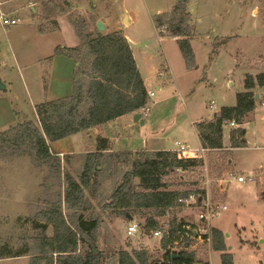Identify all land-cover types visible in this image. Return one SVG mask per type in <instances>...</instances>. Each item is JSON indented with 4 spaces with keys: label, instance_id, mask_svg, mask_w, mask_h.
Returning <instances> with one entry per match:
<instances>
[{
    "label": "rangeland",
    "instance_id": "374dc122",
    "mask_svg": "<svg viewBox=\"0 0 264 264\" xmlns=\"http://www.w3.org/2000/svg\"><path fill=\"white\" fill-rule=\"evenodd\" d=\"M178 4L190 15L194 33L190 40L195 55L192 66L179 41L171 35L158 34L155 26L160 14H171ZM64 6L67 10L61 9ZM2 12L19 16L22 21L5 26ZM70 14L86 20L89 30H94L100 19L113 28L118 22L125 24L130 16L132 23L126 33L133 39L131 48L146 86L154 92L148 99L151 110L144 117V124L132 121L133 117L126 114L121 119L126 126L117 127L115 132L107 124L98 125L90 131L49 141L53 153L60 155L61 179L54 175V165L40 163L28 153L14 156L11 151H1L0 246L9 243L13 249L34 248L35 236H53L52 225L48 229L35 227L37 220L43 224L39 214L60 202L66 218L73 213L65 204L64 174L80 180L87 153L96 150L99 133H115L116 149L176 150L177 140L188 144L192 150L189 154L202 157L204 163L168 175L164 180L171 185L169 188H205L213 204H226L228 209L211 220L212 228L224 234L226 252L233 256L234 264H264V199L260 196L264 190V87L252 89L260 98L243 124H224V149L201 152L195 128L222 107L237 103V94L247 90V73L256 76L264 72V0H0V78L6 86L0 89V135L25 120L40 125L36 105L47 100L50 92L69 96L74 92H70L67 81L75 78L76 61L55 53L58 45L79 44ZM53 57L56 61L52 64ZM56 57L72 60L73 73L69 74V62ZM156 84L161 89H156ZM52 99L56 98H48ZM238 127L246 130V145L234 148L231 133ZM101 160L102 167L92 173L83 211L86 218L99 219L101 264H118L123 250H146L149 264L162 259L161 239L155 236V229L146 226L149 215L162 224L182 218L201 224L203 203L193 200L192 205L174 206L165 214L133 215L132 221L138 222L140 229L129 235L128 224L132 221L119 210L106 207V203L124 181L130 162L126 156L113 153H105ZM239 175L245 176L246 181H238ZM132 181L140 190L136 185L138 178ZM195 181L198 183L191 185ZM191 244L189 250L198 252L204 263L223 264V252L214 250L212 241L205 236ZM173 248L181 247L175 244ZM30 257L3 258L0 264H30Z\"/></svg>",
    "mask_w": 264,
    "mask_h": 264
},
{
    "label": "trees",
    "instance_id": "16d2710c",
    "mask_svg": "<svg viewBox=\"0 0 264 264\" xmlns=\"http://www.w3.org/2000/svg\"><path fill=\"white\" fill-rule=\"evenodd\" d=\"M61 9L67 10L64 7ZM61 11V10H60ZM59 12V10H57ZM168 14L163 12L155 20L159 30L166 25L167 34L177 37L179 46L188 65L195 63V55L191 44L193 30L189 12L183 6L177 5ZM167 18L164 20V18ZM71 22L79 38L76 46L58 45L56 54L66 55L76 61L74 92L69 97H60L36 105L37 125L32 120H25L3 131L0 135V152L11 151L12 155L26 153L35 160L49 166L54 165V175L61 179L60 155L54 154L49 141H57L70 135L90 131L120 116L139 112L148 103L149 94L138 68L133 50L128 38L122 30L100 31L94 25L89 30L88 23L82 18L70 14ZM58 29V23H54ZM40 30L45 31L40 26ZM247 90L237 94V103L224 106L209 121L196 124L201 146L205 150L224 149V124L235 120L243 124L244 118L255 110L257 105L256 86L264 87V72L253 76L246 74ZM246 130L234 128L231 133L232 147L246 145ZM105 153L126 156L131 168L125 173L124 181L114 191L112 199L106 207L119 210L127 219V213L135 214H165L174 206H185L190 196L194 195L197 204H202L207 197V190L201 188L170 189L164 180L168 175L179 170H189L203 165L202 157H186L176 150L114 151L109 139L98 136L96 150L89 151L85 166L81 171L80 180L73 179L70 174H64L66 187L65 204L69 210L67 218L62 212V203H56L39 214L43 224L35 221V227L48 229L54 227V235L43 234L35 236L33 247L13 249L9 243L0 246V259L31 256L30 264H101L102 248L99 244V219H88L84 214L86 190L90 185L92 173L102 167L101 157ZM70 155V154H66ZM110 155V154H109ZM138 178V187L132 184ZM195 181L191 185H195ZM190 185V186H191ZM169 188V189H168ZM260 196L264 199V190ZM134 218V216H133ZM147 228H166L161 239L164 249L162 259L154 260L156 264H209L201 261L198 252L188 248L173 249L174 245L181 247L190 242L184 234V226L191 224L184 218L173 219L164 227L156 217L149 215ZM194 225V224H191ZM212 247L223 252V264H234L233 256L226 252L224 234L221 230L212 228ZM182 237H184L182 239ZM182 239V240H181ZM56 254V255H55ZM56 256V258H55ZM118 264H149L147 251L135 250L130 253L123 250L119 254Z\"/></svg>",
    "mask_w": 264,
    "mask_h": 264
},
{
    "label": "built area",
    "instance_id": "2783aa9c",
    "mask_svg": "<svg viewBox=\"0 0 264 264\" xmlns=\"http://www.w3.org/2000/svg\"><path fill=\"white\" fill-rule=\"evenodd\" d=\"M1 19H2V24L5 26L16 25L22 21V18L19 16H12V15L7 16L3 12L1 13ZM165 28H166V25L162 26L159 29V32L165 31ZM149 95L153 96L154 92H150ZM261 104H262V106H264V99L261 100ZM150 110H151V108L148 106V103H147L145 105V107H143L139 112L142 113L143 117H146V116H148ZM230 124L232 126H236V127L238 126V124L235 120L230 121ZM175 144L177 145L176 151H178L180 154H182L186 157H191V156L192 157H198L197 155L189 154V152L192 150L188 144H185L179 140H177L175 142ZM204 151H205V149L201 148V152H204ZM231 175H234V173H231ZM237 179L240 182L246 181V178L243 175H239L237 177ZM248 179H251V177H248ZM207 183H208V181H207ZM193 200L194 201L196 200L194 195L190 196V199H188L186 201V204L192 205ZM203 207H204V210L200 213V219L202 221L201 224L191 225L192 224L191 223V224H186L184 226L185 230H184L183 236H185V238H187L189 240L190 244L185 246V242H181V248L185 247V248L189 249L192 246V244H191L192 241L202 239V237H204V236H205V238H207L208 241H212L211 220L215 217H220L222 215V212L228 209V206L226 204H213L209 198V192H207V197H206V200L203 202ZM163 225H164V227H167L169 225V222H164ZM139 229H140V224H138V222H136V221H132L131 223L128 224V234L129 235H133ZM165 229L164 228H158V229L154 230L155 236L162 239L164 237V234H165ZM183 238L184 237H182V239ZM176 244H178V243H176Z\"/></svg>",
    "mask_w": 264,
    "mask_h": 264
},
{
    "label": "crops",
    "instance_id": "0c3cea01",
    "mask_svg": "<svg viewBox=\"0 0 264 264\" xmlns=\"http://www.w3.org/2000/svg\"><path fill=\"white\" fill-rule=\"evenodd\" d=\"M59 19V18H58ZM105 22V21H104ZM106 24H107V32H112V31H117V30H122L123 31V33L126 35V37L128 38V40H129V43H130V45L132 46V43H133V39H132V37H130L127 33H126V30L130 27V25H131V20H130V16H128L127 17V21H126V23L125 24H122V23H120V22H118L117 24H115V26L113 27V28H110L109 27V24L107 23V22H105ZM159 34V33H158ZM175 39H177V37H174ZM63 46H65V45H63ZM133 54H134V57H135V59H136V62H137V65H138V68H139V70H140V73H141V75H142V72H141V68H140V66H139V63H138V59H137V55H136V53H135V51L133 50ZM54 58L55 57H53V59H52V64L56 61H54ZM56 58H58V59H61L60 61H63V62H69L72 66L69 68V74L70 73H73V66H74V64H72L73 63V61L72 60H70L69 58H66L65 60H62L63 58H61V57H56ZM72 63H71V62ZM75 67V66H74ZM74 72H76V69L74 70ZM164 76V75H163ZM73 78V77H72ZM142 78H143V80H144V83H145V86H146V82H145V78H144V76L142 75ZM67 82H69L70 84H69V89H70V92H71V90H73L74 91V78H73V80L71 81V80H69V81H67ZM46 84V83H45ZM146 88H147V86H146ZM155 88L156 89H161V86H160V84H156L155 85ZM47 89L49 90V86L47 85ZM52 88H50V90H51ZM67 89H68V86H67ZM68 89V90H69ZM53 90V89H52ZM57 90V89H56ZM147 90H148V94L150 93V92H153V91H151L150 89H148L147 88ZM59 91V90H58ZM50 92V91H49ZM60 92H62V91H60ZM50 94V96L49 97H46V99L48 100V98H51V97H53V98H60V97H69V95H65L64 93H57L56 91H54L53 93L52 92H50L49 93ZM73 94V93H72ZM149 97H152V96H150L149 95ZM47 100H45V101H47ZM41 102H44V101H41ZM40 103V102H39ZM134 114L135 113H130V114H127V115H130V116H132L133 117V119H132V121H135L134 120ZM126 114L125 115H123V116H120V117H118V118H116V119H114L113 121H110V122H107V123H105V124H103V125H106L107 124V127H109V128H111V130L113 131V130H116V128L118 127V128H123L124 126H126V122H121V119H123V118H125L126 116H127ZM213 118V117H212ZM212 118H210V119H212ZM210 119H207V120H210ZM139 122V121H138ZM194 124H196V123H194ZM112 125V126H111ZM114 125V126H113ZM195 128H196V125H195ZM112 131H110V132H112ZM113 132H115V131H113ZM196 133H197V135H198V131H197V128H196ZM99 135H101L102 137H106V138H108L109 139V142H110V144H111V148H112V150H114V151H136V149H126V150H123V149H116V148H114V145H115V143L118 141V137H117V135L114 133V135L115 136H109V134L108 135H105V134H103V133H99ZM198 138H199V135H198ZM199 140H200V138H199ZM200 145H201V142H200ZM201 148H202V146H201ZM165 150H174V149H165ZM177 150V149H176ZM60 152V154H62L63 152H65V151H59ZM198 156V155H197ZM192 157V156H191ZM199 157V156H198Z\"/></svg>",
    "mask_w": 264,
    "mask_h": 264
},
{
    "label": "water",
    "instance_id": "95a60500",
    "mask_svg": "<svg viewBox=\"0 0 264 264\" xmlns=\"http://www.w3.org/2000/svg\"><path fill=\"white\" fill-rule=\"evenodd\" d=\"M96 27L100 31H106L107 30V24L101 19L98 20V22L96 23ZM5 88H6L5 84L2 82V80L0 78V89H5ZM255 97H256V100L259 99L260 98V94L257 93ZM134 120L136 122L140 121L141 124H144V122H145L144 117H143L141 112H136L134 114ZM92 136L94 137L95 135L92 133ZM127 215L129 217V220L132 221L133 220V216L130 213H127Z\"/></svg>",
    "mask_w": 264,
    "mask_h": 264
}]
</instances>
